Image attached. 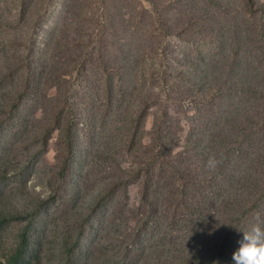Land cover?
<instances>
[{
  "label": "rangeland",
  "instance_id": "1",
  "mask_svg": "<svg viewBox=\"0 0 264 264\" xmlns=\"http://www.w3.org/2000/svg\"><path fill=\"white\" fill-rule=\"evenodd\" d=\"M254 223L264 0H0V264H231Z\"/></svg>",
  "mask_w": 264,
  "mask_h": 264
},
{
  "label": "clouds",
  "instance_id": "2",
  "mask_svg": "<svg viewBox=\"0 0 264 264\" xmlns=\"http://www.w3.org/2000/svg\"><path fill=\"white\" fill-rule=\"evenodd\" d=\"M207 166L214 167L215 160L210 157ZM239 231L242 235L231 254V264H264V226L254 223Z\"/></svg>",
  "mask_w": 264,
  "mask_h": 264
},
{
  "label": "trees",
  "instance_id": "3",
  "mask_svg": "<svg viewBox=\"0 0 264 264\" xmlns=\"http://www.w3.org/2000/svg\"><path fill=\"white\" fill-rule=\"evenodd\" d=\"M55 44L58 45V41H57V43H55ZM112 85H113V80H111V81L109 82V87H110V89L113 88ZM108 101H109L110 104H112V102H113L112 99H111V97L108 98Z\"/></svg>",
  "mask_w": 264,
  "mask_h": 264
}]
</instances>
